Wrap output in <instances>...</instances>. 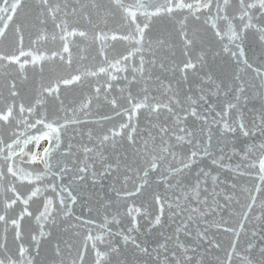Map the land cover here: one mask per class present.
Returning <instances> with one entry per match:
<instances>
[{
	"label": "snow or ice",
	"instance_id": "1",
	"mask_svg": "<svg viewBox=\"0 0 264 264\" xmlns=\"http://www.w3.org/2000/svg\"><path fill=\"white\" fill-rule=\"evenodd\" d=\"M0 264H264V0H0Z\"/></svg>",
	"mask_w": 264,
	"mask_h": 264
}]
</instances>
